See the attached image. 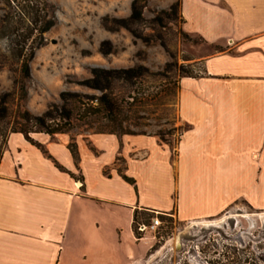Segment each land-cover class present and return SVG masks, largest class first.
<instances>
[{
	"label": "crops",
	"instance_id": "crops-1",
	"mask_svg": "<svg viewBox=\"0 0 264 264\" xmlns=\"http://www.w3.org/2000/svg\"><path fill=\"white\" fill-rule=\"evenodd\" d=\"M180 12L188 33L223 48L202 60V76L179 81L188 129L176 155L156 134L31 135L47 154L11 134L0 160V264H140L155 242L136 239V210L181 223L239 202L264 211V0H181Z\"/></svg>",
	"mask_w": 264,
	"mask_h": 264
},
{
	"label": "rangeland",
	"instance_id": "rangeland-1",
	"mask_svg": "<svg viewBox=\"0 0 264 264\" xmlns=\"http://www.w3.org/2000/svg\"><path fill=\"white\" fill-rule=\"evenodd\" d=\"M132 1L49 0L55 7L57 24L46 35L44 46L31 63V77L24 83L25 93L20 90L22 78L18 65L7 61L0 67V97L10 94L7 103H0V131L9 132L24 124L21 116L26 111L42 115L53 105L61 106L63 92L99 98L101 92L83 85L93 78L95 68L119 70L143 66L149 70L148 75L118 81L110 91L124 106L123 130L135 134L162 133L176 152L186 128L178 115L179 80L187 75L202 76V60L223 47L209 45L201 37L188 33L180 18L167 20L165 28L155 26L152 20L169 9H165L169 0H147L143 12L145 23L135 26L155 40L150 45L125 29L115 32L105 29L104 19L130 16ZM1 8L2 5L0 23L4 15ZM160 36L166 49L160 44ZM104 41L112 43L113 54L101 53ZM5 49V42L0 41V62L6 55ZM3 108L7 113L4 119L1 117ZM73 108V135L110 131L103 128L110 123L102 114L78 120L83 107L75 105ZM119 165L122 170L123 164ZM220 220L223 222L218 227H205L204 221H167L154 235L155 245L146 260L154 255L145 264H153L157 258L154 264H264V211L239 202L220 218L206 221Z\"/></svg>",
	"mask_w": 264,
	"mask_h": 264
},
{
	"label": "trees",
	"instance_id": "trees-1",
	"mask_svg": "<svg viewBox=\"0 0 264 264\" xmlns=\"http://www.w3.org/2000/svg\"><path fill=\"white\" fill-rule=\"evenodd\" d=\"M0 5H2L1 9L4 12L0 23V41L6 44V55L3 56L0 67H4V63L7 61H12L18 65L19 74L22 78L20 90L25 93L26 87L24 83L31 77V63L37 51L44 46L46 35L57 24L56 10L49 0H0ZM146 7L147 0H133L131 3V14L128 18L104 19L103 26L110 32L125 29L135 38L150 45L155 40L135 29V26L145 23L143 12ZM180 9L181 0H177L168 10H163L160 14L156 15L152 23L155 26L165 28L166 21H172L173 17L176 19L180 18L184 22ZM153 30L155 31V28ZM158 39L161 46L166 49L167 45L163 38L160 36ZM100 51L103 55H111L114 53V47L110 41H104L101 44ZM92 74L93 78L84 81L83 85L89 89L101 92L102 95L99 98H88L76 92H63L60 95L61 106L53 105L42 115H33L28 111L24 112L21 116L24 124L11 129L9 132L0 131L2 138L0 160L7 146L8 138L13 133L23 134L29 142L47 154L45 149L31 138V134L44 133L53 137L59 134L70 133L75 128L73 122V107L75 105L83 107L82 115L76 118L78 120H86L90 116L102 114L109 121V125L103 126V128L110 129L109 132H96L95 134H115L117 136L146 135L144 133L135 134L123 130L121 115L123 114L124 106L110 94V91L116 82L121 80L132 81L145 77L149 74V70L143 66L119 70L95 68ZM184 77L193 76L187 75ZM15 85H18V82L15 81ZM9 97L10 94L3 95L0 97V103H7ZM85 99H88V102H84ZM3 109L2 119L7 117L6 108ZM187 129L188 127L186 126L183 132ZM157 136L162 143L169 145L166 143L162 133L157 134ZM69 150L75 161L78 162L79 154L74 141L70 142ZM173 153L176 155L177 151H173ZM55 163L59 169L75 177L74 174L65 170L57 162ZM122 177L125 181L135 185V181L132 178H129L125 174H122ZM150 217L151 215L148 212L136 210L134 214V231L140 221H148Z\"/></svg>",
	"mask_w": 264,
	"mask_h": 264
},
{
	"label": "built area",
	"instance_id": "built-area-1",
	"mask_svg": "<svg viewBox=\"0 0 264 264\" xmlns=\"http://www.w3.org/2000/svg\"><path fill=\"white\" fill-rule=\"evenodd\" d=\"M78 183H79L78 184L79 188H82L83 187L82 181L80 180ZM146 212H148L151 215L150 219L148 221H144V220L140 221L135 227V236H136V239L138 241H141L147 235H150L153 237L154 242H155L156 237L154 235H156L158 233V231H160L164 228L166 222L169 220H177L175 213L167 214V213H164V212H161L158 210H149ZM154 245H155V243H154ZM154 245H153L152 249L154 248ZM156 253H157V251H156ZM152 255H154V254H152ZM151 256L149 257V259L151 258ZM148 260L145 259L140 264H145ZM157 260H155L154 263Z\"/></svg>",
	"mask_w": 264,
	"mask_h": 264
},
{
	"label": "bare ground",
	"instance_id": "bare-ground-1",
	"mask_svg": "<svg viewBox=\"0 0 264 264\" xmlns=\"http://www.w3.org/2000/svg\"><path fill=\"white\" fill-rule=\"evenodd\" d=\"M202 222V221H201ZM201 222H200V224H201ZM222 222H223V220H220V221H204L203 223H202V225H204L205 227H218V226H220L221 224H222ZM198 224V222L197 223H193V225H197ZM158 252V251H157ZM153 256V255H152ZM158 259V258H157ZM150 260V259H149ZM148 260V261H149ZM155 261V260H154ZM154 261H153V263H154Z\"/></svg>",
	"mask_w": 264,
	"mask_h": 264
}]
</instances>
